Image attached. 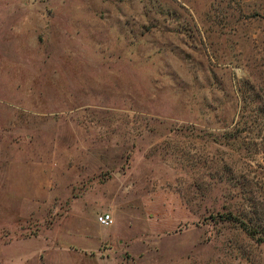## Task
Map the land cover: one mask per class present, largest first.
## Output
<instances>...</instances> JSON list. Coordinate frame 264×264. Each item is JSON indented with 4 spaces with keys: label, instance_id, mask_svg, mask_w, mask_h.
<instances>
[{
    "label": "rangeland",
    "instance_id": "rangeland-1",
    "mask_svg": "<svg viewBox=\"0 0 264 264\" xmlns=\"http://www.w3.org/2000/svg\"><path fill=\"white\" fill-rule=\"evenodd\" d=\"M0 264H264V0H0Z\"/></svg>",
    "mask_w": 264,
    "mask_h": 264
},
{
    "label": "built area",
    "instance_id": "built-area-1",
    "mask_svg": "<svg viewBox=\"0 0 264 264\" xmlns=\"http://www.w3.org/2000/svg\"><path fill=\"white\" fill-rule=\"evenodd\" d=\"M96 220L100 226H108L111 223V217L107 213H101Z\"/></svg>",
    "mask_w": 264,
    "mask_h": 264
},
{
    "label": "trees",
    "instance_id": "trees-1",
    "mask_svg": "<svg viewBox=\"0 0 264 264\" xmlns=\"http://www.w3.org/2000/svg\"><path fill=\"white\" fill-rule=\"evenodd\" d=\"M239 224H241V226L243 227L244 230H246L247 232H249L250 234L254 233L255 231V226L253 225H249V223H244L242 221H239Z\"/></svg>",
    "mask_w": 264,
    "mask_h": 264
}]
</instances>
